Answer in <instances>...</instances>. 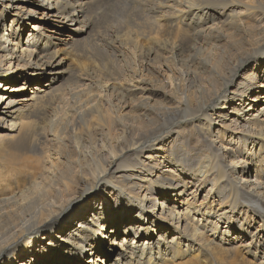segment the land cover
Segmentation results:
<instances>
[{
    "label": "bare ground",
    "instance_id": "6f19581e",
    "mask_svg": "<svg viewBox=\"0 0 264 264\" xmlns=\"http://www.w3.org/2000/svg\"><path fill=\"white\" fill-rule=\"evenodd\" d=\"M95 1L0 0V264H264V0Z\"/></svg>",
    "mask_w": 264,
    "mask_h": 264
},
{
    "label": "rangeland",
    "instance_id": "374dc122",
    "mask_svg": "<svg viewBox=\"0 0 264 264\" xmlns=\"http://www.w3.org/2000/svg\"><path fill=\"white\" fill-rule=\"evenodd\" d=\"M1 3V2H0ZM103 4V0H97V1H95V3L93 4V10H96V8H98L99 6H101ZM9 14H10V11L8 12ZM110 16V15H109ZM109 16H107V17H105L104 19H102L101 20V26L102 25H104L103 23H106V24H110V25H112V26H115L116 28H118V24H120V18L118 19V18H114V19H112L111 21H109L110 20V17ZM4 18L6 19V24H7V27H9V25H10V23H11V20L14 18L13 17V15H10V16H7V14L6 15H4ZM29 34V32L28 31H25V34L23 35V37H24V40L26 39V37H27V35ZM63 37V36H62ZM88 54H86L85 56H87ZM95 59H99V60H101V61H105V59H103V58H95ZM99 60H97V62L99 61ZM83 61H87L86 59H83ZM91 61L92 60H88V62H90L91 63ZM28 71L30 70V69H27ZM44 76V75H43ZM50 75H45V77H49ZM38 77L39 76H34V75H30V86L31 85H33V83H36L35 81L33 82V80L34 79H37L38 81H45L44 80V77H41V78H39L38 79ZM23 81L24 80H22V81H20V82H22V83H20V84H14V85H20V86H22V85H24L23 84ZM48 81H46L45 83H47ZM29 87V86H28ZM262 89H264V88H262ZM250 165H252V175H254V170H255V168L253 167V165H254V162H251L250 161ZM251 175V174H250ZM204 193L201 191L200 192V196L201 195H203ZM93 194H88V195H86V196H83V197H81V199H79V200H76V202L74 203V207H76L80 202H83V201H85V200H88L91 196H92ZM176 203L177 204H181V202H180V200L179 201H176ZM127 211V210H126ZM137 213V211H134V212H132V213H130V215H134V214H136ZM110 223H114V222H110ZM256 226L258 225V223H256L255 224ZM222 226H224V223H222ZM121 236H123V229H121ZM134 236H135V234H133V233H131V235H130V238H134ZM155 236H156V239H157V234H155ZM140 237H141V234H139V235H137V237L135 238V240H139L140 239ZM108 243H109V241H106V242H102V255H104V256H107L108 254H107V251H105L104 249H103V246L104 247H108ZM113 255V257H112V259H114L116 256H115V254L113 253L112 254ZM59 256V255H58ZM60 256H61V254H60ZM59 256V257H60ZM42 259H43V257H42ZM60 259L62 260H60L57 264H76V263H79V260L78 259H74V258H69L68 256H64V257H60ZM47 261V260H46ZM66 262V263H65ZM80 264H84L83 262H80Z\"/></svg>",
    "mask_w": 264,
    "mask_h": 264
}]
</instances>
